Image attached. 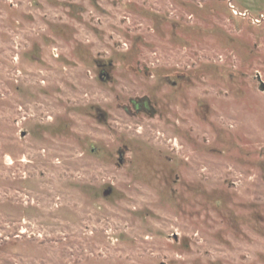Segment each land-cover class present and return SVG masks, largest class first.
Masks as SVG:
<instances>
[{"label":"rangeland","instance_id":"374dc122","mask_svg":"<svg viewBox=\"0 0 264 264\" xmlns=\"http://www.w3.org/2000/svg\"><path fill=\"white\" fill-rule=\"evenodd\" d=\"M263 12L0 0V264H264Z\"/></svg>","mask_w":264,"mask_h":264},{"label":"flooded vegetation","instance_id":"af4514ba","mask_svg":"<svg viewBox=\"0 0 264 264\" xmlns=\"http://www.w3.org/2000/svg\"><path fill=\"white\" fill-rule=\"evenodd\" d=\"M99 78L100 80L109 81L111 76L108 72V68L105 63L98 62L97 63ZM108 75V76H107ZM182 75H165L162 82L165 85H169L173 88H176L177 85L181 82ZM178 78V80H176ZM133 108L137 111V113L149 114L150 116H157L159 114H163L161 110L160 103L157 100H154L148 96H144L142 98L132 99L131 100ZM103 117V116H102Z\"/></svg>","mask_w":264,"mask_h":264},{"label":"built area","instance_id":"2783aa9c","mask_svg":"<svg viewBox=\"0 0 264 264\" xmlns=\"http://www.w3.org/2000/svg\"><path fill=\"white\" fill-rule=\"evenodd\" d=\"M229 3H231V2L229 1ZM233 9H234V8H233ZM237 14H239V15H241V16H243V17H247V16L249 15V12H247V11H242V12L237 11ZM258 17H259V18H257L256 16L251 17L252 22H253L254 24L260 23L262 20H264V12L261 13L260 16H258Z\"/></svg>","mask_w":264,"mask_h":264},{"label":"water","instance_id":"95a60500","mask_svg":"<svg viewBox=\"0 0 264 264\" xmlns=\"http://www.w3.org/2000/svg\"><path fill=\"white\" fill-rule=\"evenodd\" d=\"M107 76H108V75H107ZM257 78H258V80L260 81L259 89L262 90V91H264V82L261 80L259 74L257 75ZM121 161H122V159H121ZM110 192H111V190H107V193H110Z\"/></svg>","mask_w":264,"mask_h":264}]
</instances>
